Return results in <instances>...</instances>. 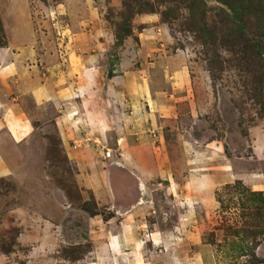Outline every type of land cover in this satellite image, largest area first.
I'll return each mask as SVG.
<instances>
[{
  "label": "rangeland",
  "instance_id": "374dc122",
  "mask_svg": "<svg viewBox=\"0 0 264 264\" xmlns=\"http://www.w3.org/2000/svg\"><path fill=\"white\" fill-rule=\"evenodd\" d=\"M0 136V264H264V0H0Z\"/></svg>",
  "mask_w": 264,
  "mask_h": 264
},
{
  "label": "crops",
  "instance_id": "0c3cea01",
  "mask_svg": "<svg viewBox=\"0 0 264 264\" xmlns=\"http://www.w3.org/2000/svg\"><path fill=\"white\" fill-rule=\"evenodd\" d=\"M259 136V135H258ZM4 136L2 137V136H0V141H3L4 140ZM259 142V141H258ZM257 141H256V143H258ZM259 143H261V142H259ZM255 150H258V148H257V146L255 147Z\"/></svg>",
  "mask_w": 264,
  "mask_h": 264
}]
</instances>
